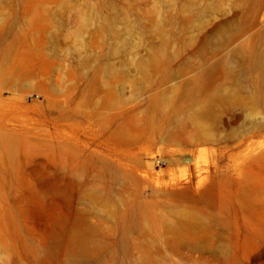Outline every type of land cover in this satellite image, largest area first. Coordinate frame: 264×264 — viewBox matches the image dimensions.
Returning a JSON list of instances; mask_svg holds the SVG:
<instances>
[{"label":"rangeland","instance_id":"obj_1","mask_svg":"<svg viewBox=\"0 0 264 264\" xmlns=\"http://www.w3.org/2000/svg\"><path fill=\"white\" fill-rule=\"evenodd\" d=\"M0 264H264V0H0Z\"/></svg>","mask_w":264,"mask_h":264}]
</instances>
